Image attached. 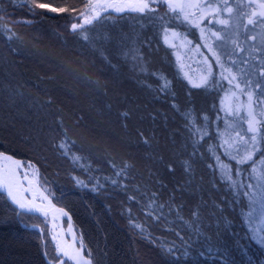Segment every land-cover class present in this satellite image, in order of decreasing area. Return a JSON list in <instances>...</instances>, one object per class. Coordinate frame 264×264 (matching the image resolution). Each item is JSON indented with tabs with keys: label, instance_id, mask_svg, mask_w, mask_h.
<instances>
[{
	"label": "trees",
	"instance_id": "1",
	"mask_svg": "<svg viewBox=\"0 0 264 264\" xmlns=\"http://www.w3.org/2000/svg\"><path fill=\"white\" fill-rule=\"evenodd\" d=\"M98 1L0 0V151L37 169L93 264H264V215H246L264 140L254 165L220 147L234 144L222 108L234 84L212 61L207 84L193 87L166 37L199 44L198 28L163 3L149 14L106 11L73 31ZM247 24L252 37L264 32ZM49 228L0 192V264L57 262Z\"/></svg>",
	"mask_w": 264,
	"mask_h": 264
},
{
	"label": "rangeland",
	"instance_id": "2",
	"mask_svg": "<svg viewBox=\"0 0 264 264\" xmlns=\"http://www.w3.org/2000/svg\"><path fill=\"white\" fill-rule=\"evenodd\" d=\"M237 1L239 5H231L230 0H227V6L233 9V12L231 14H228L223 11L224 0H207V2L212 5V7H204L205 0H173V3H181L184 5L191 3L200 6L199 8H190L185 6L184 8V12L189 14L188 20L198 28V35L201 37V41H199V44H196L190 38H186L182 33L176 31H171L166 37L167 43L175 47L180 69L191 83L201 84L203 83L205 78L206 80L208 79L211 71L213 70H211L212 61H217V56L220 57V62L218 63L219 70L225 77H228V81L231 79L228 69L231 68L232 71L235 72V69L237 67H244L254 81L259 80V77H261V70L264 69V52L259 53L258 51H264V32L263 30H257L254 40L252 39V36H250L249 33L245 30L246 24L248 23V18L251 13L253 11L259 13L258 6H255V0ZM148 2H151V0H148ZM231 2L234 3L235 0H231ZM109 5H111V7H109ZM139 6L140 0H99L96 4L91 6L86 11H83L81 14H83V16L85 17L91 18L93 15H95V13L91 11V8L93 7L95 8L96 12H100L102 14L106 11L116 12L114 10L115 8H124L126 11ZM152 7L155 8L156 4H152ZM217 7L220 8V11L214 12L213 10ZM192 13H194V15H192ZM209 13H212V15H209ZM81 14L79 16V21L77 17L73 24H87L85 23ZM181 15L183 17V14ZM220 19H228L229 24H219L218 20ZM212 23H216V25L218 26V31L214 29V27L211 25ZM247 27H250L252 29L256 28H253V26L248 24ZM261 28H263V25L261 26ZM239 29L243 30V34L238 38ZM245 32H247V34ZM213 33H219L223 38L222 41L217 40L212 35ZM236 37L238 38L237 40L235 39ZM254 41L256 43L255 45H253ZM209 45L211 46V50H209ZM221 45H223V47H221ZM258 47H261V49H259ZM241 49H243V51H241ZM214 52L216 53V55H213ZM228 56H231V60L228 59ZM231 61H236V64L233 65ZM243 61H247L248 63L244 64ZM221 65H223V67H221ZM252 71H256L257 74L254 75ZM236 83L237 81H232V84H234L233 89L235 90L223 96L222 108L230 116V123L232 125L231 129H236L234 144L233 146H231V148L236 157L240 159L241 155L237 151V149H239L240 152H244L245 144H248V151H254V149L249 143V136L252 134H243V129H245L246 127L245 120L247 119L246 108L248 105V101L244 93L241 92L240 89L235 87ZM243 87L244 85L243 83H241V88ZM254 90L255 89H253V104H255V101L257 99V94ZM260 111L261 109L259 107L255 108V113L257 114L258 119ZM257 128L258 133L256 147L258 148L261 143L260 135L264 134V132L260 131L261 124H257ZM237 133H239V135H237ZM1 152H3V154L7 153H4V151H0V153ZM9 155L11 154L9 153ZM25 164L27 165V168L29 170L35 172V174L37 175L36 178L39 188L42 189V191H44V193L47 194L50 198L51 196L48 194L47 190L40 182L37 169L34 166H32V168L34 169H30L31 165L29 163ZM260 171H264V167H259L257 172ZM38 200L44 201L41 198H39ZM51 202L56 204L53 200H51ZM38 215L41 220L43 219L45 222L46 220L50 221V218L48 216H44L45 214H43V216L42 214ZM62 219L63 227L64 229H66L67 223H64V217H62ZM39 231H41V228ZM45 235L48 236L50 246L54 248V252L57 254V256L61 257L57 242L54 241V231L52 229V226L51 228H49V231H47ZM66 236L69 239L67 232ZM81 245H83V243ZM69 264L72 263L70 262Z\"/></svg>",
	"mask_w": 264,
	"mask_h": 264
},
{
	"label": "snow or ice",
	"instance_id": "3",
	"mask_svg": "<svg viewBox=\"0 0 264 264\" xmlns=\"http://www.w3.org/2000/svg\"><path fill=\"white\" fill-rule=\"evenodd\" d=\"M159 3H163L165 6H167L169 11L172 12L173 14H175L176 16L183 14V19L185 21L188 20V16H189L188 13L184 12L185 6L190 7V8L191 7H196V8L200 7L199 5H194L191 3L187 4V5H184L181 3H173V0H151V2H148V0H140V6L131 8V9H129V11L136 12L139 14L153 13V12H155V8L152 7V4H159ZM38 6L41 8L48 7L45 4H39ZM109 7H111V5H109ZM204 7H212V5L210 3H208L207 0H205ZM260 7L262 9H264V2L261 3ZM53 10L55 11V9H53ZM114 10L118 13H122L125 11L124 8H115ZM59 11H65V9H60ZM91 11L95 13V15H93L91 18L85 17V16H83V14H81L85 23H87L89 25H91L93 23V21L98 20L101 16V13L96 12L94 7L91 8ZM213 11L219 12L220 8L217 7ZM223 11L228 13V14H231L233 12V9L231 7L227 6V0H224ZM192 15H194V13H192ZM209 15H212V13H209ZM218 23L221 25H228L229 20L228 19H220V20H218ZM248 25L253 26V28H255L257 25H264V11H261L259 13H257L256 11H253L248 18ZM81 28H82V25H78V24H72L71 25V29L73 31H76V30L81 29ZM212 35L217 40L222 41V39H223L219 33H213ZM7 38L11 39L12 37L9 36ZM84 39L87 40L88 37L85 36ZM252 39H255V37L253 36ZM208 47H209V50H211V46L209 45ZM221 47H223V45H221ZM241 51H243V49H241ZM213 55H216V53L214 52ZM228 59L231 60V56H228ZM216 62L217 63L220 62L219 56H217ZM231 63L233 65H235L236 61H231ZM243 63L247 64L248 62L243 61ZM221 67H223V65H221ZM228 72H229V75L231 76L229 83H232V81H237V83L235 84V87L240 89L241 92H243L247 98L248 105L246 108L247 119L245 120V124H246L245 132L252 134L249 136V143L251 144L252 148L254 149V151H248L247 150L248 144H245V146H244L245 151L244 152H240V150L237 149V151L241 155V158L237 162L240 164L252 162V164L254 165L255 164L254 153H255V151H259V149L256 148L257 133H258L257 124L264 125V69L261 70V77L262 78L259 80H255V81L250 77V74L245 70L244 67H237L235 72H233L232 69L229 68ZM224 79H228V77H224ZM241 83H243V85H244L243 88H241ZM205 84H207L206 78L204 79L202 84H194L193 87H201V86H204ZM166 87H167V84H165L163 86V88H166ZM253 89L258 91V98L256 99L255 104H253ZM256 107H259L261 109V111L259 113V119L257 118V114L255 113ZM65 132H66V130H65ZM237 135H239V133H237ZM202 138H203V136H201V139ZM260 139L264 140V134L260 135ZM72 143H75V142L73 141ZM56 147L61 149L65 155L67 154L66 140H62L60 143H58L56 145ZM220 147H231V145L228 144V141H225L222 145H220ZM8 159H11V158L8 157ZM79 159H80V157H78V156L73 157L74 162L79 160ZM216 159H217V161H219V157H216ZM233 159H235V157H233ZM112 167L116 168V165L113 164ZM127 167H128V165H125V168H127ZM252 170L254 173H257L256 188L258 191L256 194H246V195H248L249 208H250V211L246 215L250 221L252 219H258L259 218L258 216H254V213L257 211V209H259L260 213L262 215H264V171L257 172V169L255 167H253ZM122 173H123V169L118 171L116 173V175L120 176ZM225 175L227 176V178L229 180L231 179L230 175H227V173H225ZM25 179H27V174H25ZM111 183L115 185V184H117V181L112 180ZM0 187H2L5 190L7 196L10 197L11 200L13 201V203L17 204L19 206V208L24 209L27 212L43 211V209L30 207L28 204L22 203L19 199H17L16 196L13 194V191H12V188H11L9 181H0ZM248 187L251 188L252 185H248ZM45 215H46V213H45ZM133 226L134 227H140L139 225H133ZM258 242L264 244V237H261ZM166 251L168 253H173L174 250L172 248H168V249H166ZM208 251L212 252L213 249L209 248ZM183 255L185 257H187L188 256L187 251H185L183 253ZM201 255H203V253H201ZM73 259H75V257H73Z\"/></svg>",
	"mask_w": 264,
	"mask_h": 264
},
{
	"label": "bare ground",
	"instance_id": "4",
	"mask_svg": "<svg viewBox=\"0 0 264 264\" xmlns=\"http://www.w3.org/2000/svg\"><path fill=\"white\" fill-rule=\"evenodd\" d=\"M8 157L11 159H8ZM30 169L34 168L30 166ZM25 174H27V179H25ZM36 177L37 175L35 172L29 170L27 165L21 159L12 157L7 153H0V181L10 182L13 194L16 196V198L22 203L28 204L31 207H52V198H49V196L39 188ZM39 198L43 199L44 201L38 200ZM44 216H48L50 218L52 229L54 231V241L57 242L58 249L61 254V258L57 262L53 263L50 261V263L58 264L59 261L64 258L62 257V254L67 252L69 249L70 238L68 239L66 236L67 229H64L62 222L63 219L58 211L51 212V215L46 214ZM75 231L77 233L76 243L79 244L80 249H74L71 257L64 258L63 264H65L66 261H69L72 264H93L92 262L90 263V259H88L89 257L84 252V245H81L83 242L81 237L78 235L76 228ZM73 257H75V259H73Z\"/></svg>",
	"mask_w": 264,
	"mask_h": 264
},
{
	"label": "water",
	"instance_id": "5",
	"mask_svg": "<svg viewBox=\"0 0 264 264\" xmlns=\"http://www.w3.org/2000/svg\"><path fill=\"white\" fill-rule=\"evenodd\" d=\"M10 156H12V155H10ZM0 192L6 194L5 190L2 187H0ZM6 196H7V194H6ZM8 199L13 203V201L11 200L10 197H8ZM13 204H14V206H16L18 208L19 212H27L26 210L19 208V206L17 204H15V203H13ZM52 205L53 206L49 207V208H41V207H37V206H32V207H35L38 209H43V211H33V212H28V213L42 214V215L46 213L47 215H51V212L58 211L59 214L61 215V217H64L65 219H67L68 224L66 226L67 227L66 229H67V232H68V235L70 238V244H69L68 251L65 252L64 254H62V257H64V258L71 257L74 249H78V248L80 249L79 244L76 243L77 233L75 231V226H74V222L72 220V216L65 208L60 207L54 203H52ZM50 226H52V225H50ZM38 228H39V226H38ZM64 258H62L58 264H63ZM88 259H90L89 261L91 263L92 262L91 258L89 257Z\"/></svg>",
	"mask_w": 264,
	"mask_h": 264
},
{
	"label": "flooded vegetation",
	"instance_id": "6",
	"mask_svg": "<svg viewBox=\"0 0 264 264\" xmlns=\"http://www.w3.org/2000/svg\"><path fill=\"white\" fill-rule=\"evenodd\" d=\"M255 2L257 3L258 6V12L264 11V9L260 7L261 3L264 2V0H255Z\"/></svg>",
	"mask_w": 264,
	"mask_h": 264
}]
</instances>
